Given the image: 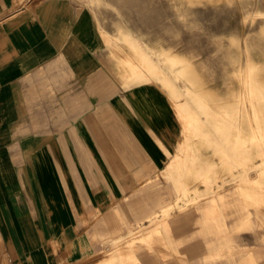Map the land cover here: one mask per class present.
Here are the masks:
<instances>
[{
	"label": "crops",
	"instance_id": "0c3cea01",
	"mask_svg": "<svg viewBox=\"0 0 264 264\" xmlns=\"http://www.w3.org/2000/svg\"><path fill=\"white\" fill-rule=\"evenodd\" d=\"M228 1L235 9V0ZM161 16L151 23L163 33ZM257 32L261 37L247 38L249 70L264 69V24ZM120 38L140 55L165 50L162 81L154 82L145 71L139 79H124L129 71L123 67L137 64L134 50L115 45L116 62L107 50L105 25L79 0H0V264L101 260L107 238L121 235L123 226L128 231L133 219L136 224L155 219L156 195L165 192L145 184L165 166L175 143L185 152L176 179L219 178L230 163L237 178L214 187L216 194L222 199L223 190L235 187L233 199L253 204L264 225V168L259 167L264 158L255 160L257 177L255 170L244 176L243 169L232 168L249 157L251 134H262L264 126L250 120L253 110L264 114V106L236 104L235 96L244 91L232 84L225 91L210 88L191 60L171 52L162 38L147 40L146 48L126 31ZM171 61L181 64L171 68ZM173 71L185 74L183 91ZM183 94L185 104L172 100ZM236 115H242L239 121ZM194 190V201L184 208L203 204L197 195L206 192L205 185L194 184ZM247 211L243 205L237 215ZM167 228L173 236L172 224ZM154 236L129 241L145 243ZM227 236L209 234L204 248ZM137 248L107 264H138L137 257L148 255L137 254Z\"/></svg>",
	"mask_w": 264,
	"mask_h": 264
},
{
	"label": "rangeland",
	"instance_id": "374dc122",
	"mask_svg": "<svg viewBox=\"0 0 264 264\" xmlns=\"http://www.w3.org/2000/svg\"><path fill=\"white\" fill-rule=\"evenodd\" d=\"M79 1L89 7L99 21L105 25L109 54L115 45L118 48L120 45L128 53L134 50L137 64L132 65L133 67H123L129 71L124 75V79H139L141 75L139 73L145 71L149 73L154 82L157 81L154 79L162 81L160 74L164 73L165 66H168V57L165 55V50L156 49L147 50L148 54L140 55L128 39L124 42L120 38L121 30L126 31V34L136 36L145 48L147 40L153 42L162 38L171 52L191 60L195 68L203 73L210 88L225 91L226 87L232 84L235 90L244 91L246 96V98L242 97L243 94L240 93L238 94L240 97L235 96L236 104H251L252 107L264 106V69L254 67L249 70L250 53L247 48L248 37H261L257 30L264 24V0H235V9L231 6L233 3L228 0ZM160 14L162 15L161 20L165 23L163 33L160 32L159 27L151 23L153 18L158 21ZM119 50L122 51L120 48ZM111 57L117 62L112 53ZM262 59L256 57L258 61ZM172 63L171 68H176L180 62ZM239 67L243 71L236 74L235 71ZM172 73L178 78L177 83L183 91L187 83L185 74L178 76L175 71ZM124 79L122 78L126 85ZM160 85L163 87L162 83ZM186 99L183 94L172 100L185 104ZM253 112L254 115H251L250 121L256 126L263 127L264 119L260 118L264 114L258 113L257 110ZM240 116L242 115H236L237 118L234 120L239 121ZM178 120L180 130H182L183 120L180 117ZM254 132L257 133V131ZM256 133L251 134L247 139L249 157L232 164L233 169H243L244 176L258 167L255 165L257 158H264V144H261L264 143V130L261 135L257 136ZM184 153L178 151V145L175 143L165 166L145 184L148 188L165 192L156 195L155 201L157 202L152 215L155 219L151 222L150 219L148 222L139 220L137 224L133 219L128 231L123 226L121 235L109 237L113 239L107 238V241L103 243L100 255L102 259L95 264H107L110 259L121 252L127 249L135 250L137 247V254L148 255L142 257L138 255V264H184L185 260L189 264H221L223 261H228V264H240L241 260L249 258L250 255L257 259L246 264H263L264 225L260 219L255 218L254 205L236 202L237 200L233 199L237 195L233 191L235 187L223 190L222 199L218 197L219 194H216V189L222 187L230 179L237 178L229 167L230 163L228 167L222 168L223 175L219 178L176 179L184 162ZM259 167L264 168V163ZM165 168H170L172 173L170 176L167 175ZM257 174L258 171L255 170L253 176L257 177ZM227 175L230 178H226ZM244 176L241 177L244 178ZM201 183L205 185L206 192L198 193L197 199L204 197L203 204L200 207L195 204L184 208L187 203L195 199L192 196L195 192L194 184ZM250 188L258 190L257 187L250 186ZM243 205L249 211L245 216L239 217L237 214ZM168 223L173 226V236H170L168 232ZM242 223H245L244 228L240 230L239 225ZM146 234L155 236L153 240L145 243L140 240L134 243L129 241L130 238L136 240ZM209 234H227L228 236L226 241L211 243L212 248L209 246L205 249L203 239ZM157 235L163 237L164 240L157 241ZM134 245L137 247L135 248Z\"/></svg>",
	"mask_w": 264,
	"mask_h": 264
},
{
	"label": "bare ground",
	"instance_id": "6f19581e",
	"mask_svg": "<svg viewBox=\"0 0 264 264\" xmlns=\"http://www.w3.org/2000/svg\"><path fill=\"white\" fill-rule=\"evenodd\" d=\"M164 46V45H163ZM165 47V46H164ZM244 95V94H243ZM254 95V94H253ZM263 98V97H262ZM251 105V104H250ZM246 107V106H245ZM254 115V114H253ZM225 138H227L226 136H225ZM229 138V137H228ZM238 138V137H237ZM262 138V137H261ZM228 140V139H227ZM192 184V183H191ZM180 185V184H179ZM196 189V188H195Z\"/></svg>",
	"mask_w": 264,
	"mask_h": 264
}]
</instances>
